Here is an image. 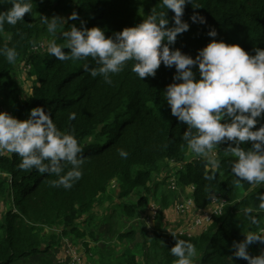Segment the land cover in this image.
Instances as JSON below:
<instances>
[{"label":"trees","instance_id":"16d2710c","mask_svg":"<svg viewBox=\"0 0 264 264\" xmlns=\"http://www.w3.org/2000/svg\"><path fill=\"white\" fill-rule=\"evenodd\" d=\"M9 7L11 4L5 0L0 4V11ZM153 9L157 13L166 11L162 0H33V11L25 15V22L4 25L0 48H15L18 56L15 63H9L0 55V94L9 95L21 114L37 106L44 107L61 131L71 132L79 140L84 164L82 178L65 190L50 186L56 176L41 174L35 169L20 170L19 156L0 154V170L8 176L0 178V198H12L16 210L8 209L0 216V264H16L43 253L49 257L50 248L56 249L54 259L62 258L66 250L62 240L67 236H70L68 241L75 238L87 244L90 235L94 236L82 230L85 217L106 198L115 204L116 199H121L120 214L128 219L136 218L161 184L156 178L160 177L159 172L168 170L169 164L176 168L177 183L195 188L193 215L209 208L212 194H221L227 202L223 212L214 215L207 226L193 231V236L176 235L195 245L194 264H247L243 259L229 257L234 251V241H242L249 230L264 229V210L259 208L257 198L264 192V185L236 182L230 171L232 158L224 155L228 144H221L217 149L221 166L215 171V179L205 178L211 174L205 160L193 159L197 156L183 139L187 126L171 115L165 100L164 91L174 82V66L168 68L161 64L154 78L141 80L131 71L133 62L130 61L123 71L111 76L112 83L108 84L102 77L93 78L90 71H85V63L90 69L97 66L91 58L62 62L47 52L33 51L41 39L48 43L55 39L63 44L60 33L70 30L73 24L80 27L81 21L88 28L105 29V35L111 36L141 23ZM70 10L76 12L79 19L59 26L56 36L36 20L37 16L40 19V15L48 12ZM194 12L205 17L207 23H192L190 17ZM173 15L168 10L169 27L173 26ZM183 20L190 24V29L178 35L170 47L193 58L213 39L207 35L210 28L218 33L215 39L239 44L252 54L257 47L264 49V0H193L186 5ZM21 63L36 71V81L27 98L20 97L16 84L8 77L9 71ZM71 113L76 114L74 120L69 119ZM242 146L250 148L251 144L245 142ZM121 149L128 153L126 159L119 155ZM70 167L68 165L66 170ZM163 178L166 180L167 175ZM111 182L115 183V189L111 188ZM130 196L136 198L134 205L126 202ZM160 205L162 209L168 207L165 198ZM250 216L257 218L258 225L250 223ZM155 222L157 224L156 219ZM138 232L143 237L140 246L146 264H174L176 258L170 249L175 245V238L171 233L165 230L163 235L158 229L146 242V228L141 226ZM121 234L120 238L135 237L133 231ZM251 247L250 255L256 256ZM103 249L99 250V263L110 264L108 251ZM42 259L52 264L51 260ZM120 259L121 264H141L142 261L126 252Z\"/></svg>","mask_w":264,"mask_h":264},{"label":"clouds","instance_id":"9594fccd","mask_svg":"<svg viewBox=\"0 0 264 264\" xmlns=\"http://www.w3.org/2000/svg\"><path fill=\"white\" fill-rule=\"evenodd\" d=\"M4 2L0 0V4ZM7 3L11 7L0 11V32L4 30L5 24L15 26L18 22H25V15L33 11V0H7ZM192 3L193 0H162V7L166 11L157 13L153 9L141 23L125 27L111 36L105 35V29L99 26L88 28L81 21L80 27L73 24L70 30L60 33L65 41L63 44L53 39L49 41L47 51L43 50L41 43L33 47V51L47 52L62 62L91 58L97 66L90 69L85 63V71H90L93 78L102 77L108 84L112 83L111 76L123 71L130 61L133 62L131 71L141 80L154 78L161 64L168 68L174 66V82L167 85L165 100L170 106L171 115L187 126L183 139L188 148L205 160L211 172L205 178L209 181L215 179V171L221 166L217 149L221 144H228L224 155L232 158L230 171L236 177V182L264 185V49L257 47L254 49L255 54H252L239 44L217 40L215 28H210L207 33L213 39L198 50L195 58L170 47L175 44L178 35L190 29V24L183 20V16L186 5ZM168 10L174 13L171 27L167 18ZM77 19L79 16L76 12L67 19L40 15L41 22L53 36L57 35L59 26L67 24L68 20ZM190 19L192 23H207L205 17L195 12ZM0 55H4L9 63H15L18 53L15 48L5 46L0 48ZM23 68L31 69L29 65ZM75 118V113L69 115L70 120ZM245 142L251 147H243ZM0 151L19 156L20 170L35 169L41 174L56 176L57 179L50 181V186L54 188L69 190L83 176L84 156L79 140L73 133L61 131L44 107L30 109L27 119L23 120L7 111H0ZM119 155L126 159L128 153L121 149ZM68 165L71 167L66 170ZM0 174V178H8L2 170ZM170 176L176 179L174 173H169L165 183L173 194L175 192L168 183ZM8 180L10 182V178ZM186 187H183V193ZM111 188L115 189L114 182ZM257 198L260 201L259 208L264 210V192L259 193ZM175 202L164 209L161 205L151 204L147 218L153 224L159 215L167 218L163 216L164 213L176 219L179 216L169 213ZM152 205L157 208L154 217L150 210ZM10 209L16 211L14 204ZM246 212L250 213L251 210L246 209ZM186 219L180 225H175V222L167 224L166 232L175 238V245L170 249L171 255L176 258L174 264H194L197 255L192 242L178 239L174 233L176 228L184 227ZM250 223L258 225L257 218L250 216ZM244 237L242 241L233 242L234 251L229 258L243 259L247 264H264V250L256 256L250 255L248 251L254 243L264 245V229L259 232L249 230L244 233ZM63 245L66 250L62 258L56 257L57 264H67L68 261L72 264L74 260L82 264L79 253L76 252V257L69 254L72 248L76 250L70 241H64Z\"/></svg>","mask_w":264,"mask_h":264},{"label":"rangeland","instance_id":"374dc122","mask_svg":"<svg viewBox=\"0 0 264 264\" xmlns=\"http://www.w3.org/2000/svg\"><path fill=\"white\" fill-rule=\"evenodd\" d=\"M71 13H73L72 10L68 12H48L45 16L48 18L59 16L67 19V17H69ZM36 20L40 23V25L46 27V25L41 22L38 16ZM39 43H41L43 50L47 51L48 42H46L45 39H41L39 40ZM21 64L17 65L14 70L9 71L8 77L16 84L20 97L27 98L28 96H30L32 86L36 81V71L32 69L27 70L26 68H23ZM0 111H7L11 115L21 120L27 119L30 112L26 110V112H23L22 114L19 113L16 109V106L13 104L11 97L6 94H0ZM5 153L9 154V152L7 151H0V154ZM197 158L198 157H193V159ZM169 167L170 168H166L168 170H162L161 172H159L160 177L157 176L156 178L157 180H159V182H161V184L158 185L157 191L154 194L150 195L149 203L144 207V210H141L139 212L136 218L128 219L120 214V205L123 203L121 199H116L117 203L115 204L113 200L106 198L101 206L95 207L94 210L90 214H88L87 217H85L86 224L82 228L83 232L85 231L86 234L92 233L94 237H91L90 235L88 240L85 239L87 240V244L84 245L82 244V242L77 241L75 238H71L73 243L71 241L70 243L73 247L76 248V250L72 248V250H69V254L73 255V257H76V252L79 253L81 255L82 264H100L99 259L101 254L99 253V250H101V248H105L108 251V261L110 264H121L122 261L120 259V256L123 252L128 253L129 256H135L138 260L142 259L141 264H146L143 261L142 249L140 246L143 237L138 232V229L141 226H144L146 228L145 241L148 242V238L153 235L154 231L159 229L161 234L164 235L165 230L168 226L167 224L169 222L173 221L175 222V225H180L181 222L188 217L187 215H185L177 217L178 219H173L170 215H167V218H163L159 215L156 218L157 224L156 222H154L153 224V221L151 222V220L147 218L148 209L151 204L160 205L162 198H165L167 201V206H171L175 201L180 200V198L183 196V186L179 182L178 190L172 194L167 188L165 180H163V177H165L169 173L176 172V168H174L173 164H169ZM154 175L155 174H153V176ZM11 199L10 197H4L3 199L0 198V211L2 210L0 212L1 217H3L4 211L13 208ZM126 202H128V204L134 205V202H136V198L134 196H130V198H128V201ZM141 219H143L145 222L143 223ZM131 231L135 232V237L133 239L120 238L119 233L126 234L127 232ZM67 238H70V236H67L62 241V243L69 240ZM251 249L255 250L256 254L259 255L260 252L264 250V245L254 243L252 244ZM144 250H147V248ZM49 251V257H46V253H43L34 257L21 259L16 264H46V261H43L42 258L47 261L51 260L52 264H57L56 260L54 259L56 249L54 250V248H50ZM149 252L150 251L148 250L147 253ZM67 264H69V261Z\"/></svg>","mask_w":264,"mask_h":264},{"label":"built area","instance_id":"2783aa9c","mask_svg":"<svg viewBox=\"0 0 264 264\" xmlns=\"http://www.w3.org/2000/svg\"><path fill=\"white\" fill-rule=\"evenodd\" d=\"M168 183L172 191L176 192L178 190L177 182L174 177L170 176ZM194 190L195 188L193 186L186 187L183 196L172 206L171 211H173V215L188 216L185 220L184 227H179L174 230V233L177 235H185L187 237L193 236V231L211 223L212 217L221 214L227 205L226 200L221 194H212L208 206L209 208L207 210H200L199 213L193 215V212H195V203L192 196ZM150 210L152 212V217H154L157 213V208L152 205ZM72 264H79V260H74Z\"/></svg>","mask_w":264,"mask_h":264},{"label":"crops","instance_id":"0c3cea01","mask_svg":"<svg viewBox=\"0 0 264 264\" xmlns=\"http://www.w3.org/2000/svg\"><path fill=\"white\" fill-rule=\"evenodd\" d=\"M170 214H173V211H169ZM168 214L164 213L163 216L166 217ZM178 219V218H176ZM177 221V220H176ZM172 224H174L173 221H171ZM83 228V227H82ZM169 228H175V226H170Z\"/></svg>","mask_w":264,"mask_h":264}]
</instances>
